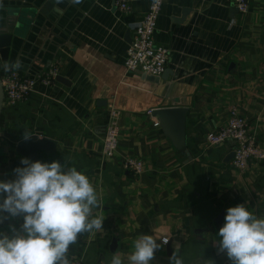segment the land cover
<instances>
[{
    "label": "crops",
    "instance_id": "crops-1",
    "mask_svg": "<svg viewBox=\"0 0 264 264\" xmlns=\"http://www.w3.org/2000/svg\"><path fill=\"white\" fill-rule=\"evenodd\" d=\"M152 1L128 0L129 13L114 0L71 2L55 21L48 20L57 50H44L41 58L56 65L58 74L50 84L38 81L26 102L3 106L0 180L14 179L13 169L23 167L20 161L27 157L16 145L26 129L56 141L52 155L38 152L39 161L75 166L101 200L93 214L105 216L103 230L71 246V264L77 257L83 264H108L113 254L128 264L142 234L169 241L151 264H169L173 252L184 264H231L214 244L227 208L245 204L264 216V162L252 161L238 172L230 163L232 142L209 146L206 141L237 106L264 149V0H250L247 14L231 0H163L154 37L169 49L165 77L125 66L133 28ZM24 70L19 71L39 74ZM175 103L188 109L191 159L149 112ZM110 108L120 111V135L115 156L106 158ZM127 156L142 159V173L123 168ZM10 223L18 228L22 218L5 221L0 231L8 232Z\"/></svg>",
    "mask_w": 264,
    "mask_h": 264
},
{
    "label": "clouds",
    "instance_id": "clouds-1",
    "mask_svg": "<svg viewBox=\"0 0 264 264\" xmlns=\"http://www.w3.org/2000/svg\"><path fill=\"white\" fill-rule=\"evenodd\" d=\"M0 67L9 71L22 63L18 58ZM31 136L25 129L23 139ZM20 163L23 167L13 169L14 179L0 180V224L22 218L18 228L10 223L8 232L0 231V264H71V246L81 236L103 230L105 216L93 214L102 207L94 185L67 162L22 158ZM217 235V254H226L231 264H264V216L245 204L227 208ZM157 241L153 235H140L128 264H151L156 251L169 242L166 237ZM168 259L169 264H184L177 252ZM108 264L124 260L113 254Z\"/></svg>",
    "mask_w": 264,
    "mask_h": 264
},
{
    "label": "built area",
    "instance_id": "built-area-1",
    "mask_svg": "<svg viewBox=\"0 0 264 264\" xmlns=\"http://www.w3.org/2000/svg\"><path fill=\"white\" fill-rule=\"evenodd\" d=\"M162 1L153 0L141 21L135 24L133 28L125 59V66L129 71L141 70L156 76H160L165 71L169 49L158 44L154 37ZM231 1L240 14L248 13L250 0ZM115 3L122 12L129 13L132 10L128 0H115ZM57 74L58 67L56 65H51L36 77L25 75L18 69L3 71L1 79L4 87V103L14 106L17 103L26 102L38 81L50 84ZM119 117L120 111L116 108H110L103 136V155L106 158H113L118 148ZM154 124L158 126L157 121ZM206 141L209 146L232 142L233 156L230 163L238 172L245 171L252 161L264 162V149L259 145L254 130H252L247 118L238 111L237 106L229 108L227 121L214 131L209 132ZM122 166L133 174H140L144 170L142 159L130 156L123 159ZM72 264H83V262L80 257H77Z\"/></svg>",
    "mask_w": 264,
    "mask_h": 264
},
{
    "label": "water",
    "instance_id": "water-1",
    "mask_svg": "<svg viewBox=\"0 0 264 264\" xmlns=\"http://www.w3.org/2000/svg\"><path fill=\"white\" fill-rule=\"evenodd\" d=\"M71 2L72 0H5L0 11V65L5 62L14 64L19 58L22 63L19 68L21 71L26 69L40 73L49 68L51 61L45 63L41 58L44 50H57V43H51L49 40L53 38V34L50 32L48 20L55 21L56 14L70 7ZM186 12L187 10L183 16ZM53 39L57 41L56 38ZM38 41L42 43L38 44ZM3 71L0 67V118L5 97L1 79ZM167 72L166 70L160 76L165 77ZM56 78L61 79L58 76ZM187 111L186 106L175 103L173 106L156 107L152 109L151 114L175 148L185 152L191 159L185 137ZM55 148L56 141L52 138L32 134L28 140L21 139L17 143L16 152L35 162L38 160L39 151L50 156ZM232 156L233 152L230 154L231 158ZM116 244V239H113L111 250L116 248Z\"/></svg>",
    "mask_w": 264,
    "mask_h": 264
}]
</instances>
